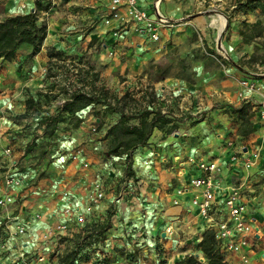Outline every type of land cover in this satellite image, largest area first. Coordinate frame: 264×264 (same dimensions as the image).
<instances>
[{
	"label": "crops",
	"instance_id": "1",
	"mask_svg": "<svg viewBox=\"0 0 264 264\" xmlns=\"http://www.w3.org/2000/svg\"><path fill=\"white\" fill-rule=\"evenodd\" d=\"M37 1L48 4L49 14L36 9ZM156 1L158 12L174 21L159 30L157 41L143 29L137 30L133 22L123 28L120 17L104 24L103 19L110 15L109 0H0V20L37 10L38 23L45 26V37L37 52L29 54L30 48L21 45L13 59L0 61V154L5 147L11 149L10 157L0 163V182L10 161V170L22 181L21 187L14 190L15 203L0 207L6 209L3 217H8L0 222V241L3 238L1 242L6 245L0 247V263L21 253L29 254L36 247L38 235L59 222L68 223V218L83 211L92 222L103 217L110 221L101 247L110 261L104 264H124L118 253L125 250H136V264H152L155 248H163L164 253L174 249L159 264H175L178 256H200L196 243L207 229L191 204L201 191L189 183L197 173L196 165L188 161L192 157L217 164L214 193L218 206L232 186L241 184L247 205L245 219L252 227L246 246L249 264H264V120L257 111V104L264 100V73L240 63L251 50L242 40V22L252 24L258 20L257 10H231L233 0H137V4L153 19ZM211 11L227 17L223 37H219L217 23L211 21ZM120 16H124L123 11ZM92 21L95 24L91 25ZM193 31L201 34L208 46L218 45L227 61L224 65L213 61L211 67L207 61L198 62L192 82L174 77L159 82L155 95L161 109L174 120L173 132L154 129L148 140L131 152L127 166L124 156L106 155L105 134L118 121L119 112L92 104L76 113L81 118L78 126L59 133L58 144L49 150L50 162L34 166L24 157L25 166L19 164L27 150H19V139L8 133L14 125L11 116L24 111L28 94L33 96L48 85L45 70L50 49L61 58L84 56L101 73L127 75V80L111 88L120 95L134 83L135 75L136 84L141 86L144 80L139 76L146 67L173 46L185 47ZM98 42L101 51L96 50ZM243 77L253 81L257 91L241 87L238 82ZM239 89H243V98L238 97ZM79 144L83 155L72 160L73 148ZM254 151L258 152L257 158L246 166ZM110 161L116 162L114 168L108 165ZM126 170L129 174L124 177ZM117 176L124 181L117 196H111L114 184H105L112 190L86 212L94 182H117ZM33 205L42 207L38 211L41 218L33 219L38 213ZM111 205L116 209L107 213ZM68 207L73 209V217L64 214L63 209ZM23 223H30L26 234L10 233ZM169 226L171 230L166 231ZM216 243L225 264H242L239 255L222 251ZM148 249L152 252L145 259ZM116 253L117 259L112 262ZM90 264L100 263L94 258Z\"/></svg>",
	"mask_w": 264,
	"mask_h": 264
},
{
	"label": "rangeland",
	"instance_id": "2",
	"mask_svg": "<svg viewBox=\"0 0 264 264\" xmlns=\"http://www.w3.org/2000/svg\"><path fill=\"white\" fill-rule=\"evenodd\" d=\"M231 10H237L238 12L244 11L245 9H253L257 10L258 20L254 23H248L243 21L242 22V29H241V36L242 40L251 47L249 54L240 60V63H244L248 66V68L252 71H261L264 73V0H233ZM36 9L37 10H45L46 14H49V10L51 8L48 4L41 3L40 1L36 2ZM246 7V8H245ZM37 15L38 12H37ZM228 16V15H226ZM39 18V16H38ZM227 18V17H225ZM39 20V19H38ZM103 19V23H104ZM92 21L91 25L95 24ZM226 23V20H225ZM105 24V23H104ZM227 25V24H226ZM87 27H82V30H85ZM90 28H95L91 26ZM90 28H88L90 30ZM226 28V27H225ZM119 30V29H116ZM121 30V29H120ZM243 31V34H242ZM118 32L115 31V34ZM225 34L224 32L221 34L223 37ZM246 36V37H245ZM112 49L115 50V47L112 46ZM219 47L216 46H208L205 44V41L201 37V34L193 31L190 38L188 39V44L183 47V45L173 46L172 48L168 49L164 56L157 60L156 62H152L150 65L146 67L144 72H142L139 77H142L144 82L142 85L139 86L137 82L136 84V75L133 77L134 83L130 85L129 89H125L120 95L117 93L112 92V87L117 83H121L123 80H127V75L125 74H117L116 77L114 74H104L92 66L91 62L84 56H76V57H63L60 59H52L50 62L51 66H53L52 70L54 71L47 74V67L49 64L46 65L45 76L48 80V85L44 90H38L34 92V95L31 96L33 98L32 106L27 109L26 107V99L25 98V109L23 112L15 114L11 116L12 123V131L8 130V133H11V136H15L13 139H19V143L21 144L18 149L20 150H27V153H23L20 157L22 158L20 161V165L25 166L24 157H27L26 160L30 163V165H37L40 162H50L52 159L50 157L51 149L58 144L57 137H59L60 132L68 131L72 128L78 126L81 121L79 116L75 117H66L63 121L58 125V129L55 132V135L51 138H45L42 136L43 134V126L39 124V118L41 115H47L56 113L62 106L63 99L68 95V91L72 90L76 87H83L85 90H91L98 93V95H103V97L107 96V101H111L112 103H117L119 107L126 104L125 110L135 112L136 108H143L146 106L150 107H160L161 108V101L155 95L156 86L159 84L161 80H165L166 78H177L183 79L187 82L193 81V76L196 74V65L200 61H207L208 67L212 66V62H219V64H225L226 57H223L224 54H220ZM96 50L101 51V42H98L96 45ZM219 51V52H218ZM102 59V58H99ZM2 61V60H1ZM9 61V60H7ZM103 61V60H102ZM217 62V63H218ZM50 66V67H51ZM114 76V77H113ZM253 75L251 76V78ZM247 78H250L247 76ZM239 80L238 84L241 86L240 82L244 80ZM117 81V82H116ZM242 87V86H241ZM240 87V88H241ZM238 97L244 96L243 89H239ZM41 93V94H39ZM129 93L128 97H125L124 101L122 100L123 95ZM101 105V104H96ZM258 105V104H257ZM103 106V105H101ZM106 109V108H105ZM199 115V114H196ZM79 119V121H78ZM130 123H135V119H132ZM64 130V131H63ZM12 139V140H13ZM27 145V146H26ZM79 145H76L74 149L79 148ZM50 150V151H49ZM47 152V153H46ZM115 161H110L108 165L114 168ZM18 164V166H19ZM20 169V168H19ZM21 170V169H20ZM42 174V173H40ZM113 174V172H112ZM127 174V170L124 173V177ZM116 179L120 178L117 182H109L105 183L102 179L100 183L103 184L104 187V197L109 193L110 188H105V184H114L113 191L111 192V196H117L118 191L120 188H123V178L122 176L115 177ZM96 182H94L95 184ZM93 184V188H94ZM112 190V189H111ZM93 189H90L89 199L93 194ZM108 192V193H107ZM103 197V199H104ZM102 199V200H103ZM100 200L96 206L102 201ZM89 203V202H88ZM38 204V203H36ZM95 206V205H94ZM93 206V207H94ZM35 207V212H38L42 209L39 205ZM116 207L109 206L107 208V213H111L115 211ZM34 212V213H35ZM40 213V212H38ZM6 214V209L0 208V222L7 220L8 217L5 218L3 215ZM2 217V218H1ZM42 216L38 217L37 219L41 218ZM71 220V221H70ZM74 219L70 217L68 218V225L71 231V234H64L60 235L59 233L55 232L54 235L51 237L43 239L45 232H42L38 235V239L36 240L37 244L33 251L29 253V255L33 252L42 251L45 253L46 258L49 260L50 264H60L59 260L56 258L63 255L66 251L70 249H77L79 250L76 254L75 262L78 264H90L94 261V258L97 259V255L94 253V244L97 240H104V231L105 228L109 225V219L103 217L102 219L97 220L96 222H91V228L87 229L84 227V224L77 223ZM92 221V220H91ZM10 222V221H9ZM67 222V221H66ZM70 222V223H69ZM54 226V225H53ZM103 229L101 232V236L98 235L99 228ZM85 232L82 235V232ZM88 231V232H87ZM17 236V235H15ZM2 235H0L1 239ZM160 237L157 236V239ZM3 242V238L1 240ZM0 241V243H1ZM44 245V246H43ZM197 245V251L199 252L200 249ZM195 245V246H196ZM43 246V248H41ZM153 251V252H152ZM146 250L145 259H149L151 252L153 253V257L151 258L152 264L157 262L158 264L161 262H165L166 258H168L172 253H174V249H170L166 253H164L163 248H155L154 250ZM120 257L123 258L124 264H136V250H125L119 251ZM96 255V256H95ZM112 255V254H111ZM109 256V255H108ZM31 257V256H30ZM177 261H180L184 258L179 256L177 257ZM196 258L202 259V253L200 256L196 254ZM117 259V253L112 255L111 261L115 262ZM54 260L55 263L52 261ZM110 261L107 258L105 261ZM104 261V262H105ZM176 263V262H175Z\"/></svg>",
	"mask_w": 264,
	"mask_h": 264
},
{
	"label": "built area",
	"instance_id": "3",
	"mask_svg": "<svg viewBox=\"0 0 264 264\" xmlns=\"http://www.w3.org/2000/svg\"><path fill=\"white\" fill-rule=\"evenodd\" d=\"M157 3L155 2V14L156 18H151L147 12L140 8L137 4V0H109V11L110 15L104 20L105 24H109L111 19L122 18L121 26L124 28L128 23L133 22L136 24V29H143L147 32L149 37L157 41L159 39V30L162 27L171 26L174 21H170L163 17L157 10ZM34 11V10H32ZM120 11H123L124 16H120ZM241 86L249 91H257V87L254 82L248 79H244L240 82ZM157 107V106H156ZM154 107V108H156ZM151 108V107H149ZM162 110V109H161ZM165 112L164 110H162ZM258 114L262 120H264V100L258 104ZM11 149L5 147L0 154V163L5 162L10 157ZM83 153L81 148H76L71 153L72 160H78L82 157ZM258 156V152L252 153V158L247 159L245 162L246 166L252 164L253 160ZM190 163L196 165L197 173L189 179V183L192 187L200 188L201 191L198 195H195L191 199V204L196 207L197 212L201 219L204 221V228L212 231L215 240L221 246L222 251H230L234 254L239 255L242 264H249L247 255V243L248 236L252 233V227L245 219L246 202L242 199L240 191L241 184L232 186L228 193L224 196L221 205H217L215 201V182L214 176L218 169L217 164L214 161H206L203 159L195 160L194 158H188ZM84 167L87 166L86 162L82 163ZM13 167L11 161L9 163V169L2 176L0 182V207H8L15 203V193L21 187V178L14 174L10 169ZM93 194L89 199V203L85 207L86 212H90L92 207L96 205L104 197V187L100 182H96L93 188ZM178 193H181L178 190ZM72 208H64V214L72 216ZM40 213H36L33 219L40 217ZM73 217V216H72ZM73 219L79 223L84 224L87 229L91 228V220L87 219L85 212H76ZM28 225L30 223L18 224L10 233L15 235H23L27 233ZM171 227H167L166 231H170ZM55 232L60 235L71 234L69 225L66 222H59L51 229H48L43 239L51 237ZM88 232V231H87ZM85 232H82L84 235ZM103 240H97L94 244L96 255L99 263L104 264L106 259V253L101 249ZM5 243H0V247L4 248ZM44 246V245H43ZM43 246L41 248H43ZM31 256V257H30ZM50 264L46 258L45 253L42 251L33 252L30 255L18 254L15 258L9 259L7 262L0 264ZM73 264H77L74 262Z\"/></svg>",
	"mask_w": 264,
	"mask_h": 264
},
{
	"label": "trees",
	"instance_id": "4",
	"mask_svg": "<svg viewBox=\"0 0 264 264\" xmlns=\"http://www.w3.org/2000/svg\"><path fill=\"white\" fill-rule=\"evenodd\" d=\"M44 37L45 26L38 23L37 10L5 17L0 20V61L13 59L21 45L30 48L29 54L37 52L40 49ZM48 57L49 65L47 67V74L51 72L54 74L52 70L53 66L50 65V62L52 59H60L61 54L50 49ZM128 96L129 93H126L123 95L122 100L124 101L125 97ZM118 102L112 103L109 100L107 101L106 95L103 97V95H98V93L91 92V90H85L81 86L73 88L68 91V95L63 99L61 108L56 113L40 116L39 124L43 126L42 136L45 138L53 137L58 129V125L64 118L77 117L78 115L76 113L87 106L101 104L106 110L118 111L120 114L118 121L106 131V155L124 156L128 166L131 152L135 148L143 145L154 129L171 133L176 127L173 118L170 117L168 112H163L160 107L149 108L150 106H146L136 108L135 112H129L125 110V102L122 107L117 105ZM32 103L33 98L29 96L26 99L27 109L32 106ZM132 119H135V123H130ZM27 150H29V147ZM127 173L129 174V171ZM101 228L103 227L100 226L99 228V236H101L103 230ZM198 247L202 252V259H198L194 255H188L175 264H225L211 231L205 230L202 233ZM78 251L77 249L66 251L58 257L59 263L73 264Z\"/></svg>",
	"mask_w": 264,
	"mask_h": 264
},
{
	"label": "bare ground",
	"instance_id": "5",
	"mask_svg": "<svg viewBox=\"0 0 264 264\" xmlns=\"http://www.w3.org/2000/svg\"><path fill=\"white\" fill-rule=\"evenodd\" d=\"M210 18L212 23H217L218 27H219V37L221 36V34L224 32V29L226 27V23H225V18L223 17L222 14L215 12V11H211L210 12ZM218 37V39H219ZM220 42V40H219ZM220 46V43H219Z\"/></svg>",
	"mask_w": 264,
	"mask_h": 264
}]
</instances>
